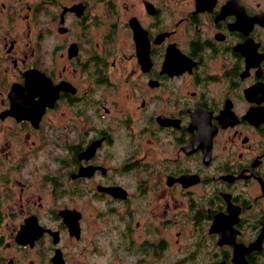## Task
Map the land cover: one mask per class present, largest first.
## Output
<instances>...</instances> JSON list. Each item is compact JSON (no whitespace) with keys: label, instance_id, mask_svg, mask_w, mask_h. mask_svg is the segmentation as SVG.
I'll list each match as a JSON object with an SVG mask.
<instances>
[{"label":"flooded vegetation","instance_id":"flooded-vegetation-1","mask_svg":"<svg viewBox=\"0 0 264 264\" xmlns=\"http://www.w3.org/2000/svg\"><path fill=\"white\" fill-rule=\"evenodd\" d=\"M0 264H264V0H0Z\"/></svg>","mask_w":264,"mask_h":264},{"label":"rangeland","instance_id":"rangeland-1","mask_svg":"<svg viewBox=\"0 0 264 264\" xmlns=\"http://www.w3.org/2000/svg\"><path fill=\"white\" fill-rule=\"evenodd\" d=\"M42 158H44L46 160V163L40 164V165L37 166L38 170H39L38 172L48 171L49 169H51V168H53L55 166V164L52 161L46 159V157H42ZM164 254H165V252H164Z\"/></svg>","mask_w":264,"mask_h":264}]
</instances>
